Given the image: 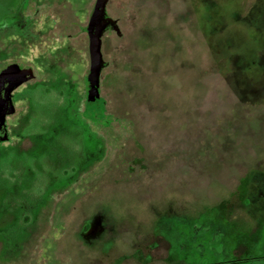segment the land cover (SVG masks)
Returning a JSON list of instances; mask_svg holds the SVG:
<instances>
[{"label":"rangeland","instance_id":"374dc122","mask_svg":"<svg viewBox=\"0 0 264 264\" xmlns=\"http://www.w3.org/2000/svg\"><path fill=\"white\" fill-rule=\"evenodd\" d=\"M45 1L61 18L42 26L70 33L48 59L64 72L46 104L15 95L0 264H264V0H107L90 123L95 0ZM29 8L0 0V25Z\"/></svg>","mask_w":264,"mask_h":264},{"label":"flooded vegetation","instance_id":"af4514ba","mask_svg":"<svg viewBox=\"0 0 264 264\" xmlns=\"http://www.w3.org/2000/svg\"><path fill=\"white\" fill-rule=\"evenodd\" d=\"M30 2V8L27 9V13L24 19L27 22L24 25H20L16 18L5 17L0 25V86L7 82L9 79L15 80V86L11 91L10 102L7 105V111L5 117L0 119V141H5L9 139L10 124L12 117L16 115L18 110V103L15 99V95L18 91L24 88H29V90L34 91V101L38 102V86L42 87V95L51 94L52 90L47 81L49 80L52 71L54 73L64 72L59 68L63 66V63H56L57 68L48 67L49 55L63 45V40L56 41V47L53 49L51 44H53V37L50 34L51 25L42 26L43 23L53 22L51 15L48 10H42L39 15H37L38 7L41 3H45V0H27ZM107 0H95L93 5V13L90 16V20L87 24V32L89 35V41L91 46V40L97 30L100 32V39L102 36V31L105 27L117 26L115 19L112 18L106 10ZM46 4V3H45ZM57 5V2L54 3ZM65 3H63L64 5ZM52 6L53 4L50 3ZM40 21V25L37 22ZM114 23V24H113ZM32 45V53L29 58L24 59L22 57L21 49L23 46L26 47L27 44ZM51 47V48H50ZM39 49V51H38ZM91 53V47H90ZM102 64V55H101ZM62 68V67H61ZM47 70H50L48 74ZM101 72V70H100ZM87 83V94L89 98H94L98 100L101 97L100 94L91 92V82L90 73L85 79ZM40 81V85L38 84ZM46 82V83H45ZM33 86V88H32ZM100 90V84H99ZM76 93H78V86H76Z\"/></svg>","mask_w":264,"mask_h":264},{"label":"water","instance_id":"95a60500","mask_svg":"<svg viewBox=\"0 0 264 264\" xmlns=\"http://www.w3.org/2000/svg\"><path fill=\"white\" fill-rule=\"evenodd\" d=\"M91 71H90V82L91 92L100 94V70L101 64V39L100 32L97 30L91 40ZM15 80L9 79L7 82L0 86V119L5 117L7 111V105L10 102L11 91L15 86Z\"/></svg>","mask_w":264,"mask_h":264},{"label":"trees","instance_id":"16d2710c","mask_svg":"<svg viewBox=\"0 0 264 264\" xmlns=\"http://www.w3.org/2000/svg\"><path fill=\"white\" fill-rule=\"evenodd\" d=\"M56 6H58V5H56ZM62 6L66 7L67 3H65L64 5L62 4ZM50 15H51L50 17H52V19H53V23L54 24L56 23L55 25H57V21L60 20L61 14L58 11H54ZM75 19H76V15L74 14V16H73V18L71 20V24L74 23ZM69 35H70V33H68V35L66 34V35L61 36V37H54L53 41L54 42H56L58 40L65 41L66 39H68ZM49 97H51L50 93H49V95H45V94L42 95L41 94L40 97H38V101H40L42 104H46L47 101L50 100ZM90 102L91 101H89L86 98V104H85V107L83 109V113H84L85 117L89 120V123H90V121L91 122H96V121L101 120V118L106 115V100H105V98L101 95L100 99H98V102L100 103L98 107H95ZM106 121H108V118H105L104 122H106Z\"/></svg>","mask_w":264,"mask_h":264}]
</instances>
